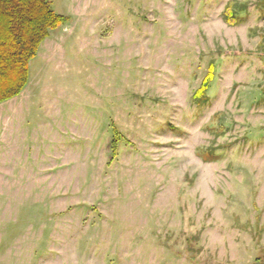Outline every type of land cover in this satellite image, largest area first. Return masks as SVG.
<instances>
[{
    "label": "rangeland",
    "instance_id": "rangeland-1",
    "mask_svg": "<svg viewBox=\"0 0 264 264\" xmlns=\"http://www.w3.org/2000/svg\"><path fill=\"white\" fill-rule=\"evenodd\" d=\"M50 8L0 104V264H264V0Z\"/></svg>",
    "mask_w": 264,
    "mask_h": 264
},
{
    "label": "trees",
    "instance_id": "trees-1",
    "mask_svg": "<svg viewBox=\"0 0 264 264\" xmlns=\"http://www.w3.org/2000/svg\"><path fill=\"white\" fill-rule=\"evenodd\" d=\"M50 3L51 0H0V104L20 95L28 81L29 62L39 46L50 31L67 21L51 10ZM231 11V5H227L223 17L234 26L238 21ZM212 70L210 65L193 99H205Z\"/></svg>",
    "mask_w": 264,
    "mask_h": 264
}]
</instances>
